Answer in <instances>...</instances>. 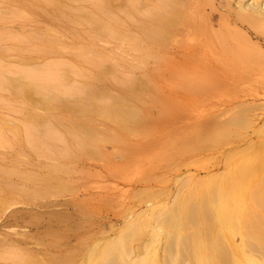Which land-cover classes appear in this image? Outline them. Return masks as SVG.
Masks as SVG:
<instances>
[{
	"label": "rangeland",
	"instance_id": "374dc122",
	"mask_svg": "<svg viewBox=\"0 0 264 264\" xmlns=\"http://www.w3.org/2000/svg\"><path fill=\"white\" fill-rule=\"evenodd\" d=\"M67 1L65 9L70 6L71 10L77 11L76 14L81 8L90 10L86 0ZM157 1L140 0L137 10L125 13L126 0H113L115 16L122 19L126 33L137 36L138 23L146 17L147 8ZM43 2L0 0V35L3 36L0 40V66L11 68L12 71L6 69V77L10 75L20 77L21 81L38 83L42 89L40 97H33L34 106L28 107L10 89L0 88V124L3 125V137L0 138V173L3 174L0 176V197L3 198L0 201V264H54L23 261L31 257L42 260L54 254L55 248L45 230L56 229V212L67 213L68 218H62L63 222L59 220V225L64 223L68 227L69 232L64 235H69L66 234L65 239L70 247H75L81 235L90 239L113 237L136 211H145L150 205L156 210L165 204L173 205L176 196L201 187L200 183L211 174L222 172L226 152L243 144L245 139L255 140L256 129L264 123V72L253 68L259 58L264 57V24L255 26L238 20L231 13L232 7L236 14V1L195 0L188 8L198 23L212 31L224 29L222 39L232 48L213 44L203 34H190L188 38L178 36L168 51L158 53L162 60L149 57L147 62L136 45L135 48L132 46L133 39L106 35L103 30L91 38V27L80 21L83 19L75 22ZM48 33L57 37V44L42 53L39 51L43 44L41 39ZM196 48L199 56L207 62H228L231 65L214 70L184 67L182 61L190 60L185 57L186 52ZM94 49L96 54L92 52ZM79 50L84 51V55H98V61L105 64L106 71L111 69V73L107 71L105 82L114 94L119 92L117 86H120L121 78L135 75L144 80L147 77L145 72H155L153 81L160 96L159 102L150 107L151 115L156 116L167 106L171 118L158 122L150 134L143 135L144 138L148 136L146 143L140 136L142 145L139 137L130 136L133 140L128 136L124 138V141H132L129 144L133 148L146 147L142 153L134 148L135 154H141L129 152V144L125 147L127 149L123 147L126 151H120L116 143L109 141L79 155L73 138L75 134L67 132L66 122L58 124L49 120L45 123V120L37 130L26 116L34 109L40 114L46 113L41 95L55 93L65 101H73L84 94L76 86L90 80L93 71L91 64L84 59L87 54L82 57L80 53L83 52L79 53ZM154 50L156 53L160 51ZM54 62L69 68L63 84L52 70L53 73L48 70ZM44 80L55 81V87L46 88ZM147 90L151 92L145 88L143 92L146 91L144 95H147L144 99L150 97ZM246 107L252 123L235 126L243 137L213 140V133L207 125L226 121ZM100 122L98 126L104 129L105 123ZM200 132L202 135L199 136ZM172 142L182 148L174 150ZM54 175L62 181L61 186L57 187V182L51 179ZM6 183L15 184L17 189L2 190ZM24 187L31 194L26 196L19 191L18 188ZM68 214L73 216L69 218ZM236 241H240L239 237Z\"/></svg>",
	"mask_w": 264,
	"mask_h": 264
},
{
	"label": "bare ground",
	"instance_id": "6f19581e",
	"mask_svg": "<svg viewBox=\"0 0 264 264\" xmlns=\"http://www.w3.org/2000/svg\"><path fill=\"white\" fill-rule=\"evenodd\" d=\"M42 1L68 15L66 16L68 19H74L76 22V19L81 18L83 20L80 21L87 22L91 27L89 28L91 38H95L103 30L106 31V35L133 39L135 42L132 46L134 47L135 44L136 49L143 53L144 62L149 57L161 59L158 53L168 51L172 41L177 40L178 36L188 38L190 34L200 33L213 44H220L223 48L230 46L232 48L230 43L222 39L224 29L212 31L213 29L210 27L209 29L208 26L194 20L195 15L190 14L188 8L190 2L194 1L195 3V0H156V3L147 8V14L143 21L138 23L139 34L137 36L125 32L122 19L120 16H115L113 0H86L90 4V10L86 11L81 8L79 14L75 13L76 10L75 12L71 10L70 6L69 9H65L67 0ZM235 1L237 3V9L234 6L237 10L236 14L231 7L233 12L229 11V15L231 12L237 16L238 20L241 19V22L245 21L250 25L264 24V0H230L232 3ZM126 3L124 12L133 13L139 8L140 0H126ZM228 8L230 9L229 6H227ZM2 38L3 36L0 35V40ZM41 40L43 44L39 47V51L42 53L56 47L57 37L54 34L48 33ZM181 41L183 42V40ZM87 46L86 48H88ZM155 48L160 51L156 53ZM81 51L79 50V53ZM82 52L80 56L84 57L87 53L84 55V51ZM92 52L93 54L97 53L95 49ZM88 54L86 57H89L84 59L91 64L93 75L81 86H76L84 94L82 95L80 92V97H74L73 101H65L55 93L44 97L41 95L42 99L40 98V100L46 113L40 114L33 108L34 111L29 110L26 115L34 128L37 129L45 120V123L49 120L58 124L66 122L67 132L75 134L73 138L77 142L79 155H85L92 150L91 148L97 149L103 142L109 141L116 143L118 150H124L132 142L127 139V142L124 141L125 137L128 136V139L130 136L139 137L137 139L140 140L143 135L150 134L158 122L171 118L167 106L161 108V112L159 111L156 116L155 114L151 115L150 107L159 102L160 96V91L153 81L155 72H145L147 75L143 72V76H147L144 77V80L143 77L141 79L140 76L134 74L131 78H121L120 86H117L119 92L114 94L109 91L110 88L105 82L108 71V69L106 71L105 64L98 61L100 60L98 55L96 57V55ZM199 55L197 48L186 52L185 57L190 60L182 61L184 67L214 70L217 67L231 65L228 62H207ZM259 59L253 68L264 72V57ZM139 66L141 65L139 64ZM6 69L0 66V88L10 89L15 96L22 98L25 106H34L33 97L36 95L40 97L41 84L23 81L24 76L21 77L22 81L19 79L20 77L14 78L10 75L6 77L4 74ZM7 70L12 71L11 68ZM48 70H50L49 72L52 70L62 84L66 81L69 68L64 67L60 62L52 63ZM110 71L111 69L108 72ZM55 81L44 80L47 82L44 85L51 89L55 87ZM145 88L151 90V92L147 90L150 95L148 100L144 99L147 95H144L146 91L143 92ZM161 96L163 99L161 97L160 100L165 101V97L162 94ZM248 116L246 107L226 121L210 122L207 129L210 128L209 130L212 131L213 140L219 141L224 137L242 138L243 135L235 126L239 124L249 126L252 122ZM100 121L106 124H104L106 128L102 129L98 126ZM2 128L3 125L0 124V138L3 137ZM36 129H34L35 132ZM200 135H202L201 132ZM256 135L255 140L245 139L243 144L228 150L225 156V169L222 172L211 174L204 183H200L201 187L187 190L181 196H176L173 205L165 204L159 210L150 205L152 207L149 206L145 211L132 213L131 218L123 223L113 237L90 239L87 235H81L78 244H75V247H70L65 236L67 233L64 235V232H69L66 230L68 227L63 225L64 223L59 225V220L63 222L61 219L67 217V213L58 212L57 214L56 212L54 214L55 220L58 222L56 229L47 228L45 230L50 235V244L55 248L54 254L42 260L31 257L23 262H52L54 264H264V123L256 129ZM143 138L144 136L141 139ZM143 140H140V144H143ZM172 143L174 150L182 148L175 142ZM129 145L127 147L129 149L125 148L129 152L139 149L138 151L142 153V150L144 151L146 148L135 146L134 149L131 144ZM141 153L139 152V154ZM130 154L132 158V152ZM133 154H135L134 151ZM65 155L69 156L68 153ZM19 156H22L20 152ZM5 172L8 171L5 170ZM1 174L0 176L3 177ZM51 179L57 182V187L62 185V181H59L55 175ZM4 187L2 190L17 189L13 183ZM18 189L26 196L31 194L26 187ZM44 194H47V191ZM0 201H3V198L0 197ZM71 216L69 215V218ZM52 222L50 225H53ZM77 226L79 227V225ZM237 237L240 239L239 242L236 241ZM140 239L142 240L140 241ZM137 240L139 242L135 243Z\"/></svg>",
	"mask_w": 264,
	"mask_h": 264
}]
</instances>
